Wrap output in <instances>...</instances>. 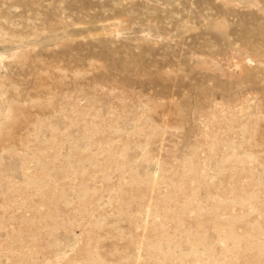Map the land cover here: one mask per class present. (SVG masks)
Here are the masks:
<instances>
[{"label":"rangeland","instance_id":"obj_1","mask_svg":"<svg viewBox=\"0 0 264 264\" xmlns=\"http://www.w3.org/2000/svg\"><path fill=\"white\" fill-rule=\"evenodd\" d=\"M0 264H264V0H0Z\"/></svg>","mask_w":264,"mask_h":264}]
</instances>
